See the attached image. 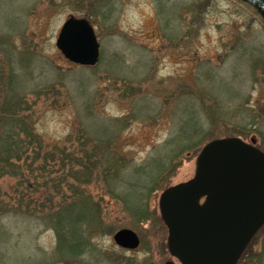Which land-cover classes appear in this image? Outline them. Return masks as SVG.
Wrapping results in <instances>:
<instances>
[{
    "label": "rangeland",
    "instance_id": "374dc122",
    "mask_svg": "<svg viewBox=\"0 0 264 264\" xmlns=\"http://www.w3.org/2000/svg\"><path fill=\"white\" fill-rule=\"evenodd\" d=\"M69 16L94 28L93 69L56 48ZM4 102L0 164L18 158L3 147L13 125L34 134L18 174L0 175V264H178L160 193L193 177L210 140L264 150V22L238 0H0ZM122 228L138 248L116 246ZM238 264H264V228Z\"/></svg>",
    "mask_w": 264,
    "mask_h": 264
},
{
    "label": "water",
    "instance_id": "95a60500",
    "mask_svg": "<svg viewBox=\"0 0 264 264\" xmlns=\"http://www.w3.org/2000/svg\"><path fill=\"white\" fill-rule=\"evenodd\" d=\"M242 1L264 20V0ZM56 47L78 65L93 66L99 59V44L85 18L69 16ZM254 143L238 137L207 142L196 157L193 177L161 193L167 251L179 264H236L264 227V151ZM113 241L123 248L137 246L129 229L115 232Z\"/></svg>",
    "mask_w": 264,
    "mask_h": 264
},
{
    "label": "trees",
    "instance_id": "16d2710c",
    "mask_svg": "<svg viewBox=\"0 0 264 264\" xmlns=\"http://www.w3.org/2000/svg\"><path fill=\"white\" fill-rule=\"evenodd\" d=\"M5 104H6V102H4L2 106H0V112H3L4 111ZM8 106H9L8 107V112L9 113H12V116L13 115H15V116L18 115L17 113L19 111L20 112L25 111V109H24L25 103L22 102L20 99H14L13 101H11V102L8 103ZM2 119H3V117H0V121ZM13 120H18V116L17 117H14ZM15 127H18L17 129H19V125L18 124L17 125H13L12 126L13 129H10V130L13 131V137L11 136V131L7 135V137L12 138V140L16 139L15 140V145L11 143V146H10V143H9V144H5L3 147L4 148H8V150L6 152L7 154L10 153L11 155H15L18 158L15 159V162L12 161V159L5 160V161L2 160V163L0 164V175H2V176H4V174H5V176H7V175L8 176L17 175L18 174V171H20V166H22V164H24V165L26 164L25 159H24V155H23V157H19V155L21 153H17L20 150H24L25 151L27 149V146L25 144L26 143V140L24 138H22L21 135H23L24 132H28L29 134H32V135L34 134L33 131H29V130H24L23 133H20L18 130H15ZM61 153H63V151ZM58 157H63V156L59 155ZM119 160H120V163L121 164L124 163L123 160H122V158H120ZM22 161H23V163H22ZM93 170H94V168H93ZM107 171H109V169ZM9 174H11V175H9ZM41 198H43V194H40L37 197V199H41ZM67 209L68 208H63L61 211L57 212V214H56V212L54 213V214H56L55 216H57L56 221L62 222V221H65L66 219H69L70 220V218H72V214L73 213L71 211L67 210ZM49 215H50V212H49V214L47 216H43V214H41L40 217H48ZM76 244H78V242H76Z\"/></svg>",
    "mask_w": 264,
    "mask_h": 264
},
{
    "label": "flooded vegetation",
    "instance_id": "af4514ba",
    "mask_svg": "<svg viewBox=\"0 0 264 264\" xmlns=\"http://www.w3.org/2000/svg\"><path fill=\"white\" fill-rule=\"evenodd\" d=\"M238 1H240L242 4H244L241 0H238ZM245 6L248 7L246 4H245ZM248 8H250V7H248ZM250 9H251V8H250ZM251 10H252V9H251ZM85 19L88 21L87 18H85ZM88 22H89V21H88ZM89 24H90V22H89ZM90 25H91V24H90ZM91 26H92V25H91ZM92 28H93V26H92ZM93 30H94V28H93ZM94 33H95V31H94ZM95 36H96V34H95ZM96 39H97V36H96ZM97 42H98V39H97ZM98 44H99V42H98ZM99 51H100V44H99ZM99 56H100V54H99ZM99 62H100V58L98 59L97 63H96L95 65H93V66H78V65H75V66H78L79 68L81 67V68H91V69H93L95 66H97V65L99 64ZM73 65H74V64H73ZM170 187H171V186H170ZM168 188H169V187H168ZM168 188H166V189H168ZM166 189H164L163 191H165ZM163 191H162V192H163ZM162 192H161V193H162ZM161 193H160V195H161ZM160 195H159V197H160ZM203 201H204V198H203V199H200V200H199V203L201 204ZM162 223H163V222H162ZM263 228H264V227H263ZM263 228H262V229H263ZM122 229H127V228H122ZM262 229H261V230H262ZM119 230H120V229H119ZM261 230H260V231H261ZM117 231H118V230H117ZM131 231H132V230H131ZM260 231L258 232V234L260 233ZM258 234H256V236H257ZM135 236L137 237V246L135 247V249H136V248H138V246L140 245V240H139V238H138V236H137L136 234H135ZM256 236H255V237H256ZM255 237H254V238H255ZM253 240H254V239H253ZM166 241H167V240H166ZM251 243H252V241H251ZM251 243H250V244H251ZM250 244L246 247L245 251L243 252V254H242V256H241V258L245 255V252H246L247 249L249 248ZM116 246L119 247L118 245H116ZM119 248H121V249H123V250H127V251H128V250H132V249L123 248V247H119ZM241 258H240V259H241ZM240 259H239V261H240ZM239 261H238V262H239ZM167 262H168V261H166L164 264H166ZM170 262H172V261H170ZM172 263H173V262H172ZM237 264H238V263H237Z\"/></svg>",
    "mask_w": 264,
    "mask_h": 264
}]
</instances>
